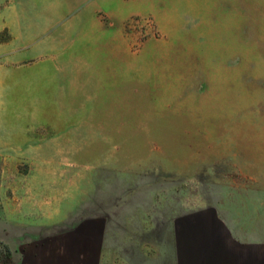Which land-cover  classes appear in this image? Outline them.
Masks as SVG:
<instances>
[{
  "label": "rangeland",
  "instance_id": "obj_1",
  "mask_svg": "<svg viewBox=\"0 0 264 264\" xmlns=\"http://www.w3.org/2000/svg\"><path fill=\"white\" fill-rule=\"evenodd\" d=\"M63 1L0 0V247L264 264V0Z\"/></svg>",
  "mask_w": 264,
  "mask_h": 264
},
{
  "label": "crops",
  "instance_id": "obj_2",
  "mask_svg": "<svg viewBox=\"0 0 264 264\" xmlns=\"http://www.w3.org/2000/svg\"><path fill=\"white\" fill-rule=\"evenodd\" d=\"M104 0H98L103 4ZM76 0H64L57 12L66 13L74 8ZM107 6V5H106ZM111 6V5H109ZM71 237V236H68ZM73 238L46 239L44 241V251L34 250L29 253V264H96L95 254L98 250L99 239L96 234L91 232H78ZM38 246L40 247V241ZM68 247V249H67ZM72 247V248H71ZM34 248V249H35ZM72 251V252H70ZM221 258L225 259L227 264H246L242 261L241 254L233 252L230 246L224 248Z\"/></svg>",
  "mask_w": 264,
  "mask_h": 264
},
{
  "label": "trees",
  "instance_id": "obj_3",
  "mask_svg": "<svg viewBox=\"0 0 264 264\" xmlns=\"http://www.w3.org/2000/svg\"><path fill=\"white\" fill-rule=\"evenodd\" d=\"M4 251L3 254L0 255V264H13L12 259L10 258V252L9 249L3 245L0 247V251Z\"/></svg>",
  "mask_w": 264,
  "mask_h": 264
}]
</instances>
